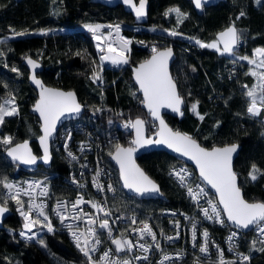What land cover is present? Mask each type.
I'll use <instances>...</instances> for the list:
<instances>
[{
    "label": "trees",
    "instance_id": "trees-1",
    "mask_svg": "<svg viewBox=\"0 0 264 264\" xmlns=\"http://www.w3.org/2000/svg\"><path fill=\"white\" fill-rule=\"evenodd\" d=\"M148 19L137 23L133 15L120 4L104 5L92 0H0V102L15 98L18 114L6 117L0 125V137L11 136L13 143L30 139L36 153H40L36 136L39 135L38 117L30 112L37 98L36 90L28 83V71L21 60L31 55L44 64L41 76L45 83L60 88L72 89L83 103V113L93 112L102 117V126L110 128L112 137L105 144L102 154L114 177L117 170L109 159L112 145H127L132 131L119 126L111 127V121L119 117L142 116L147 121V132L155 128L141 106V94L131 79L130 66L146 59L157 48L171 46L175 59L171 63V74L175 78L180 95L185 99L183 115H165L174 127L196 138L203 146L226 145L238 142L240 150L234 159V171L248 201L264 202V175L257 173L252 181L248 173L253 164L264 170V124L247 113L248 99L244 85L251 87L255 78L246 75L250 67L236 56L221 55L211 48H201L196 40L208 43L216 38L221 29L235 24L244 42L236 49V55L251 56L255 48L264 47V0H225L209 5L202 13L196 12L190 0H149ZM179 8L187 14L177 24L176 14L164 13ZM245 15L237 19L239 13ZM118 20L123 25H136L138 30L126 28L133 36L128 53L129 62L125 67H101L92 33L83 26L97 22L101 25ZM180 33L171 36L167 30ZM12 29L25 32L22 36H11ZM79 52L81 55H76ZM236 61L233 63V61ZM95 62V63H93ZM16 68L18 71L13 72ZM102 71L105 83L100 85L91 80L93 70ZM135 93V95H133ZM199 102L197 112L204 116L200 120L191 110ZM117 114V115H116ZM6 146L0 144V179L16 174L14 164L5 157ZM49 167L39 165L34 171L22 169L25 173L37 175L52 173L51 185L58 194L65 193L67 186L63 179L67 162L62 154L53 150ZM148 175L160 185L165 196L159 198L134 197L142 207L158 211L164 206L188 207L184 188L168 174V169L178 159L164 150L142 153L138 158ZM58 171V173H56ZM53 182V183H52ZM123 191L124 189L121 188ZM3 187L0 186V203H4ZM11 212L3 224L16 229L21 215L17 204L8 200ZM252 232H243V246L249 244ZM46 247L40 243L23 240L0 228V264H82L85 256L63 230L47 233L42 237ZM255 241V244L253 242ZM250 250L261 248L262 243L253 240ZM264 248V247H263ZM169 264H194L188 256ZM237 264V263H235ZM251 264H264V251L253 254Z\"/></svg>",
    "mask_w": 264,
    "mask_h": 264
},
{
    "label": "snow or ice",
    "instance_id": "snow-or-ice-1",
    "mask_svg": "<svg viewBox=\"0 0 264 264\" xmlns=\"http://www.w3.org/2000/svg\"><path fill=\"white\" fill-rule=\"evenodd\" d=\"M207 2L208 0H194L197 9L202 8L204 3ZM256 2L259 4L262 0H256ZM123 3L134 11L137 19L146 15L147 0H138V4L134 0H123ZM173 12L176 14L177 24L182 23L183 19L187 18V14L181 12L179 8L169 9L164 15L168 16ZM244 15L245 13L241 11L237 19H240ZM85 27L92 33L93 39L97 41L96 47L100 53L99 60L101 65L105 61L113 65L127 64L129 62L127 54L130 51L129 45L131 41L120 35L121 27L119 24H87ZM102 28H108L110 31L104 34L101 32ZM165 31L171 36L180 35V33L174 30L166 29ZM113 32L115 36H113ZM25 34V32H14V35L17 36ZM240 42L241 34L234 23L219 32L211 42L205 43L196 40V44L201 48H211L221 55L227 54L230 56H236V49ZM0 43H3V41H0ZM152 53L150 59L143 61L138 67L133 69V75L139 91L142 93L140 103L147 109L148 115L152 117L153 122L159 121V125L155 132L156 138L152 139L144 135L145 125L147 123L144 119L137 117L134 120L129 119L124 123V128L134 130L135 138L130 141V146L128 147L118 142L113 144L112 150L108 153L119 166V175L123 187L141 196L149 193H158L160 191L158 185L136 164L134 153L146 145H165L167 148L194 162L198 169L200 181L215 190L217 199L215 201L208 199V206L200 207V212L206 220H211L221 225L227 221L235 225L238 230L254 227L258 230L260 236L264 237V202H249L244 199L241 188L237 183V174L233 170V154L237 151L238 146L232 144L224 147L213 146L209 149L198 143L193 136L187 133L173 131L165 123L161 115V109L168 108L173 112L183 115L181 112L183 100L178 94L176 84L168 71V61L172 56V49L168 48L161 51L153 46ZM0 55H3V53L0 52ZM76 55L81 54L77 52ZM236 58L237 60L247 62L250 67L246 75H250L256 80V83L251 87L244 85V88L246 89L245 96L248 99L247 113L252 117H259L262 111H264V47L254 49L251 56L241 55L236 56ZM235 62L234 60L233 63ZM27 63L33 69L39 66L31 58L27 59ZM12 71L16 72L18 70L13 68ZM91 79L94 83L101 80L100 75L96 73L95 69L93 70ZM31 80L40 89L39 99L34 105V111L39 113L42 121L41 127L43 135L39 137V142L44 154L41 159L47 163L50 159L48 141L56 130L57 123L66 114L79 113L81 111V105L78 103L74 92L47 88L36 78L35 74L31 76ZM198 103L197 101L192 104L191 110L197 114L200 120H203L204 116L196 111ZM17 114L18 107L16 106L14 97L0 102V125L5 122L6 117ZM0 144L6 146L7 155L13 161H19L23 164L36 163L37 157L33 155L28 141L13 145V138L11 136H4L0 137ZM68 155L75 159L71 152ZM257 173L264 175V170H261L257 165L253 164L248 176L252 181H255L258 179ZM99 175L100 170H97V176L93 178V183L98 190L103 191V186L97 182ZM171 175L178 179L180 185L186 189L190 198L197 205H199L201 198L208 196L202 184L193 186L189 182L191 173L187 169L181 168L176 170L174 168ZM26 183L27 187L25 188L10 181L6 176L0 179V186L6 190L4 204H7L9 199L14 201L18 206L17 211L23 217L24 229L27 231H21L20 236L32 240L36 234L33 233L32 236H28L27 232H32L33 228L37 225L46 228L50 233L54 232L55 229L49 215L45 211L46 205L43 202H36L39 197L48 195L47 187L42 186L40 182ZM107 188L108 191L113 190L112 185H108ZM36 189H40V191L36 195H33ZM23 196L28 197V200L24 201L22 199ZM84 203H89L96 210V213H103L105 218L97 217L94 213L83 212L81 205ZM4 204H0V216L8 211ZM53 211L59 218L61 224L69 229L77 249L87 258L88 264H131V261L128 259H112L113 251L115 253L131 252L133 248L138 247L142 252L147 253L153 245L139 242L145 240L146 237L151 238L157 250L161 247L156 242V233L147 221L140 222L143 224L142 228L132 229V231L138 234V241L136 243L131 239L125 238L124 233H121L120 237H114L110 221L106 218L110 216V212L106 211L99 202L84 201L82 197H78L71 204V212L67 211V205L63 201H58ZM67 220H72L74 223L65 224ZM75 222H85L87 226L83 231H80ZM131 223L135 225L137 223L136 219L133 218ZM177 227H179L178 222ZM98 229L106 232L108 239L115 245V249L106 250L100 257V261L96 262L93 260L91 253L95 252L97 246L102 242ZM196 235V223L194 222L192 225L193 241L196 240ZM202 235L204 237V243L199 246V251L201 253H207L209 250V233L205 230ZM235 236H237V232H233L229 240ZM167 239L172 240L173 237H167ZM38 242L46 247L42 239ZM260 243L264 244V240H261ZM253 244H255V241ZM230 250L232 249L230 248ZM261 250L264 251V248ZM218 257V264H235V262L226 261L223 251L219 249ZM135 259L148 260V256H137ZM171 259L172 257L170 255L163 253L159 264H165L166 261H170ZM242 259L248 260L249 257L243 256Z\"/></svg>",
    "mask_w": 264,
    "mask_h": 264
},
{
    "label": "built area",
    "instance_id": "built-area-1",
    "mask_svg": "<svg viewBox=\"0 0 264 264\" xmlns=\"http://www.w3.org/2000/svg\"><path fill=\"white\" fill-rule=\"evenodd\" d=\"M109 24H119L121 27L120 35L130 41L133 36L126 32V28L132 29L133 33L138 30V26L123 25L118 20L106 22L103 25ZM108 31H110L108 28L101 29V32L104 34H107ZM14 32H18V30L14 31L10 29L8 34L16 36L14 35ZM113 36H115L114 32ZM243 42L244 38L241 37L240 44ZM94 45L97 49L96 40H94ZM152 47L153 45H150L148 49L152 51ZM130 48L131 47L129 45V49ZM97 53L99 59L100 53L98 51ZM127 64L113 65L110 62L105 61L103 65L100 64V66H108L115 69L125 67ZM96 73L101 77V80L96 83L103 85L105 80L103 78L102 71H96ZM254 118L264 124V111H262L261 116ZM129 119L132 118L118 116L114 121L110 122L111 127L119 126L123 130H129L130 128L126 129L123 127L124 123ZM102 122V117H100L97 113H82L79 117L64 121V123H62L57 130L56 137L52 141V149H55L58 153L65 157L68 168L66 173L63 175V179L65 183H67V186L64 187L65 193L63 194H58L54 184L51 185L50 178L53 175L52 173L45 172L41 175H37L35 173H25L22 172L23 168L20 164L13 163V170L16 174H13L10 178H8L10 181L25 188L27 187L26 182H40L42 186L47 187L48 195L45 197H39L36 202H43L46 205L45 211L51 219L55 229L54 231H65L75 244L69 229L65 225L61 224L53 209L56 207L58 201H63L67 205V211L71 212V204L76 201L78 197H82L84 201L99 202L106 211L110 212V216L106 218L110 221L114 237H120L121 233H124L125 238L131 239L134 243H136L138 241V234L132 231V229L142 228L143 224L140 223L141 221H147L156 233V242H158L161 246L159 250L155 248L154 242L151 238L146 237L145 240L139 242L152 244L153 247L149 252L144 253L138 247L133 248L131 252L115 253L113 251L111 257L112 259H128L131 261V264H159L163 253H167L172 257V259L170 261H166L165 264L178 262L179 258L186 256H189L193 260L194 264H218L219 249L223 251L224 259L226 261L235 262L237 264H251L253 254L256 253L257 250L262 249L264 244H262L261 248L255 247V249L252 250H250V245L253 240L260 242L261 240H264V237L260 236L258 230L253 227L250 230V232H252V236L249 239V244L245 247L243 246L242 230H238L235 226L229 225L227 221L221 225L214 221L206 220L200 212V207H207V200L212 199L215 201L217 196L212 192L206 183H202L200 181L198 173H196V170H194L189 163L178 160V162L173 163V165L168 169V174L171 175L174 168L176 170L181 168L187 169L188 172L191 173L189 182L192 183L193 186L196 184H202L208 193L207 197L199 200V205H197V203L190 198L184 187L185 194L188 198V207L164 206L158 211H151L142 207L141 204L134 199V197L129 195L125 189L121 187L119 180L114 177L112 169L104 160V156L102 154L103 148L113 134H110V128L105 129L102 126ZM69 152L72 153L75 159L68 155ZM97 170H100L97 182L103 186V191L98 190L93 183V178L97 176ZM56 173H58V171H56ZM171 177L180 185V182L175 176L171 175ZM108 185H112V191H108ZM121 188H123L124 191ZM39 191L40 189H36L33 195H36ZM2 193L6 195V190L3 189ZM22 199L27 201L28 197L23 196ZM81 208L83 209V212L94 213L97 217L105 218L103 213H96V210L93 209L89 203L82 204ZM133 218L137 221L135 225L131 223ZM177 222L179 223V227H177ZM194 222L196 223L197 233L195 241L192 239V225ZM68 223L74 222L72 220L65 221V224ZM75 223L80 231H83L87 226L85 222ZM205 230L209 233V250L207 253H201L199 251V246L204 243L202 233ZM21 231H27L24 229V220L22 216L20 225L15 229V232L19 238L28 240L26 237L20 236ZM98 231L100 232L102 242L97 246V250L91 253L93 260L96 262L100 261V257L106 250L115 249V245H113L111 240L108 239L106 232L99 229ZM233 232H237V236L229 240V237ZM33 233L36 235L29 241L37 243L45 234L50 232H48L46 228H42L40 225H37L33 228L32 232H27V235L32 236ZM167 237H173V239L169 240ZM230 248L232 250H230ZM144 255L148 256V260L135 259L137 256ZM243 256H247L249 259L243 260ZM82 264H88L86 257L85 262Z\"/></svg>",
    "mask_w": 264,
    "mask_h": 264
},
{
    "label": "water",
    "instance_id": "water-1",
    "mask_svg": "<svg viewBox=\"0 0 264 264\" xmlns=\"http://www.w3.org/2000/svg\"><path fill=\"white\" fill-rule=\"evenodd\" d=\"M92 1H94V2H98V3H100V4L102 3V4H104V5H108V6H112V5L120 4V5H122V6L124 7V9H125L126 11L130 12V13L133 15L134 20H135V22H137V23H145V21H147V19H148V9H149V6H150L149 0H147V3H146V9H145V10H146V15H145L144 17L140 18V19H137V18H136V15H135L134 11H133L128 5H125V4H124V3H123V0H92ZM190 1H192V5H193L194 10H195L196 12L202 13V12H203V9H204L205 7H207V6H209V5H215V4H218V3H220L221 1H225V0H208V2H207V3H204L203 7L200 8V9H197V8L195 7L194 0H190ZM134 2H136V3L138 4V0H134ZM231 25H232V24H231ZM228 27H229V26H228ZM235 27H236V26H235ZM226 28H227V27L221 29V31L225 30ZM221 31H219V32H221ZM219 32H218V33H219ZM218 33H217V34H218ZM216 36H217V35H216ZM168 48H171V49H172V56L170 57V59H169V61H168V71H169L170 76L172 77V79L174 80V82H175V84H176L175 78H174V77L172 76V74H171V67H170V66H171V63L173 62V60H174L175 57H176V56H175V52H174L173 47L168 46V47H161V48H158V49L161 50V51H163V50L168 49ZM237 48H238V47H237ZM152 54H153V53L151 52L150 54H148V56H147L146 59H143V60H141V61H138V62H136V64H133V65L130 66V68H131V79H133V81H134V83H135L136 88H137L138 91H139V87H138V85H137L136 82H135L134 75H133V69L136 68V67H138L139 64L142 63L143 61H145V60H147V59H150L151 56H152ZM28 58H31L32 60L36 61L37 64H38L39 66H38L37 68L33 69V68H32L30 65H28V63H27V59H28ZM21 62H22V63L25 65V67L27 68V71H28V83L31 84V85L34 87V89L36 90V94H37V98H36L35 101L32 103V106H31V108H30V112L34 113V114L38 117V120H39V129H40V133H39V135L36 136V142H37V146H38V148L40 149V153H36V152H35L34 148H33L32 145H31V140L26 138V139H22L21 141H18V142L13 143V145H14V144H17V143H23L24 141H28V143H29V147H30V149H31V151H32V153H33V155H35V156L37 157V160H36V163H35V164H23V163H21V162H19V161H13V160L11 159V157H9V156L7 155L6 148H5V150H4V154H5V157H6L8 160L11 161V163H12V162H13V163H18V164H20V165L22 166V168H25L26 170L34 171V169L38 168L39 165H42L43 167H44V166H45V167H49V166L51 165L52 160H53V158H52V156H53V152H52V141H53L54 138L56 137L57 130L59 129V127L61 126V124L64 123V121L69 120V119H74V118H76V117L81 116L82 113H83V111H84V107H85V106L83 105V103H81V102L79 101L78 96H77V93H76L74 90H72V89H65V88H63V87L60 88V87H57V86H55V85H52V84L49 85V84H47V83L44 82V80H43V78H42V76H41V74H40L41 71L44 69V64H43L40 60L34 58V57L31 56V55H28V56L24 57V58L21 60ZM33 74H35L36 78H37L38 80H40V81L42 82V84H43L45 87H47V88L58 89V90H62V91H65V92H67V91H72V92H74L75 95H76V99H77L78 103H80V105H81V111H80L79 113H75V114H66L65 116L61 117L60 121L57 123L56 130L53 132L52 136L49 138V141H48V147H49L50 159H49V161H48L47 163H45L44 160L41 159V157H43V154H44V153H43V149H42V147H41V145H40V142H39V137H40L41 135H43L42 127H41V125H42V121H41V119H40V117H39V113H37V112L34 111V105H35L36 101L39 99L40 89H39V88L33 83V81L31 80V76H32ZM176 87H177V84H176ZM177 92H178V94L180 95V93H179V89H178V88H177ZM139 93L141 94V100H142V93H141L140 91H139ZM180 96H181V98H182V100H183V103H182V105H181V112H183V109H182V108H183V106H184V104H185V99L183 98L182 95H180ZM141 106H142V108L144 109V111H146V114H147L149 120H151V121L153 122L152 117H151L150 115H148L147 109L144 107V105H143L142 103H141ZM161 115H162V117H163L165 123L168 125V127L171 128L173 131H179V132H182V133H186L185 131L180 130L179 128H176V127H174L172 124H170L169 121L166 119V116H165V115H172V116H175V117H180V116H181L180 113H176V112H173L171 109L164 108V109H161ZM139 117L145 120L144 117H142V116H139ZM135 118H137V117H134L133 120H134ZM146 122H147V121H146ZM153 123H154V125H155V128H154L152 131H150V133L147 132V123H146V125H145V132H144V135H145L147 138H152V139H155V138H156V137H155V132H156L157 127H158V125H159V121H155V122H153ZM131 131H132V132H131V133H132V138H131V140H132V139L135 138V132H134L133 129H132ZM187 134H188V133H187ZM193 138H194V137H193ZM194 139H196V138H194ZM196 140H197V139H196ZM197 142L200 143L198 140H197ZM200 144H201V143H200ZM232 144H236V145L238 146V147H237V151L233 154V170H234V161H235L234 159L236 158L237 154L239 153V150H240V149H239V148H240V144H239L238 142H237V143H236V142H233V143H226V145H215V146H217V147H224V146H229V145H232ZM122 145L125 146V147H128V146H130V143L127 144V145H124V144H122ZM201 145H202V144H201ZM202 146H203V145H202ZM203 147H206V148H209V149L212 148V147H207V146H203ZM152 150H164V151H166L167 153H169L170 155H172V156H174L175 158H177L178 160L185 161V162L189 163V164L194 168V170H196V173H198V169L196 168L194 162H192L191 160H189L187 157H183V156H181L180 154L174 152L172 149L167 148L165 145H146V146H144V147H142V148H139V149L134 153V159H135L136 164H137V165H138V166H139V167L145 172V174H147V172L144 170V168L142 167V165H139L137 158H138L142 153L151 152ZM109 159H110L111 163L113 164V166H115V168H116V170H117V177H119V182H120V184H121V187H123V183H122V181H121V179H120V175H119V166L116 164V162H115L110 156H109ZM234 172L236 173V171H234ZM236 174H237V173H236ZM147 175H148V174H147ZM198 175H199V174H198ZM148 176H149L150 179H152V180L158 185V187H159V189H160V191H159L158 193H149V194H145V195H142V196H141V195H139V194H137V193H134V192H132V191H130V190L124 188V187H123V188L125 189V191H126L129 195H131V196L133 195L134 197H137L138 199H142V198H152V199H153V198H159V199H164L165 196L163 195V193H162V191H161V188H160V185L158 184V182H157L153 177H151L150 175H148ZM237 183H238V186L241 188V186L239 185V182H238V175H237ZM208 186H209V185H208ZM209 187H210V186H209ZM210 189L212 190V192H213L214 194H216L214 189H212L211 187H210ZM241 192H242V195H243L244 199L247 200V199L245 198V196H244V192L242 191V188H241ZM247 201H248V200H247ZM249 202H263V201H249ZM0 204H2V203H0ZM3 204H4V203H3ZM4 206L7 207L8 211L5 212L2 216H0V228L5 229V231H6L7 233H9V234H14V233H15V229H14L13 227L3 224L4 219H5L6 216H8L9 213L11 212V209H10L6 204H4ZM228 224H229V225H233V224H231L230 222H228ZM233 226H235V225H233ZM251 229H252V228H249V229H240V230H242L243 232H248V231H250Z\"/></svg>",
    "mask_w": 264,
    "mask_h": 264
},
{
    "label": "rangeland",
    "instance_id": "rangeland-1",
    "mask_svg": "<svg viewBox=\"0 0 264 264\" xmlns=\"http://www.w3.org/2000/svg\"><path fill=\"white\" fill-rule=\"evenodd\" d=\"M87 24H99V23H97V22H91V23H86L85 25H87ZM85 25L83 26L86 30H88L86 27H85ZM101 25V24H100ZM171 30H174L173 28L171 29ZM256 49V48H255ZM237 56V55H236ZM248 71H249V68H248ZM254 83H256V80L254 81ZM12 97H9V98H7L6 100H8V99H11Z\"/></svg>",
    "mask_w": 264,
    "mask_h": 264
},
{
    "label": "bare ground",
    "instance_id": "bare-ground-1",
    "mask_svg": "<svg viewBox=\"0 0 264 264\" xmlns=\"http://www.w3.org/2000/svg\"><path fill=\"white\" fill-rule=\"evenodd\" d=\"M25 169V168H24Z\"/></svg>",
    "mask_w": 264,
    "mask_h": 264
}]
</instances>
